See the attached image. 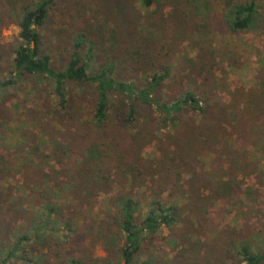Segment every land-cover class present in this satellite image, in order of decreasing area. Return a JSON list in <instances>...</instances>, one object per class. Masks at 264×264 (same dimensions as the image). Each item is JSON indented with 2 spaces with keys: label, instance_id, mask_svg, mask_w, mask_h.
I'll list each match as a JSON object with an SVG mask.
<instances>
[{
  "label": "rangeland",
  "instance_id": "374dc122",
  "mask_svg": "<svg viewBox=\"0 0 264 264\" xmlns=\"http://www.w3.org/2000/svg\"><path fill=\"white\" fill-rule=\"evenodd\" d=\"M8 1L0 0V81L5 83L0 87L1 264H31L19 258L20 254L5 260L35 211L48 202L56 207L52 209L54 218L69 220L73 231L53 223L57 234L51 235L55 238L48 235L51 248L33 245V241L23 242L28 254L21 255L34 260L45 255L46 264H60L59 260L68 255L85 264H108L115 254L111 239L117 228L112 220L117 215L116 198L127 190L135 192L141 200V218L157 199L179 207L180 220L171 228L162 226L149 245L148 253L158 260L156 264H231L235 261L233 251L228 248L231 240L254 241L255 247L264 245V124L257 137L249 130L254 128L252 120L243 134L233 125L223 126L221 140L214 144V150L201 152L203 156L191 151L195 177L180 163L176 168L178 180L171 174L161 179L149 175L139 186L131 188L118 168L125 154L119 143L124 138L127 143L133 142L135 148L138 143L137 153L142 149L145 158L159 160L163 153L160 142H169V134L174 132L169 127L160 131V125L146 113L135 129H125L120 118L123 108L117 102L106 126L97 129L90 120L91 86L68 85V102L63 108L51 81L17 73L12 48L19 27L3 11L6 5L9 8ZM74 2L77 5L70 6L60 0L42 31L43 50L51 55L52 66L57 69L67 65L72 37L85 28V18L95 6L115 14V7L125 5L145 15L138 0ZM259 5L264 13V0ZM174 10L170 0L162 1L160 14L178 22L181 15H173ZM131 15L128 17L134 16ZM191 30L184 25L177 27L173 31L176 35L168 41L171 55L166 60L171 66V80L166 83L163 95L172 98L179 89L191 87L209 103L256 109L259 104L254 94L264 82V27L237 34L223 26L211 35L203 26ZM184 33L189 37H184ZM190 58L199 61L197 70L190 67ZM202 64L206 65L203 70ZM194 116L188 110L183 111L178 115L177 125L184 127ZM89 147L101 151L99 160L95 155V163L106 177L95 188L93 198L85 194L88 190L76 194L71 191ZM127 159L129 163L132 158Z\"/></svg>",
  "mask_w": 264,
  "mask_h": 264
},
{
  "label": "trees",
  "instance_id": "16d2710c",
  "mask_svg": "<svg viewBox=\"0 0 264 264\" xmlns=\"http://www.w3.org/2000/svg\"><path fill=\"white\" fill-rule=\"evenodd\" d=\"M61 1L70 6L77 5L74 0ZM138 1L145 15L132 8L129 10L125 5L115 7V14L107 10L103 12L101 6H95L91 15L85 18V28L73 35L68 63L60 69L52 66L51 55L43 50L42 35L51 19L52 9L60 0H10L9 8L7 5L3 8L4 13L11 15L19 27L18 37L12 48L14 69L19 74L40 76L51 81L55 85V94L61 107L65 108L68 102V85L91 86L93 109L90 120L97 129L106 126L117 102L123 108L120 118L125 129H135L146 113L153 122L160 125V131L169 127L174 132L169 134V142H160L163 153L159 160L145 158L142 149L137 153L138 143L136 148L133 142L127 143L125 138V141L119 143L125 154L122 155L118 168L131 188L139 186L140 181L149 175L161 179L171 174L177 179L176 168L180 163L195 177L197 173L190 162L191 151L203 156L201 152L214 150V144L221 140L220 130L223 126L233 125V128H238L243 134L247 132L245 128L252 120L254 128L250 127L249 130H253L257 137L264 124V107H261V104L264 106V82L254 94V100L259 104L254 110L244 109L247 107L245 104L235 108L222 102L209 103L191 87L179 89L172 98L163 95L166 83L171 80V66L166 60L171 55L168 41L176 35L173 31L177 27L184 25L193 32L203 26L204 31L210 35L217 29L219 31L220 26L232 34L259 31L264 27L260 0H170L175 5L173 15H181L178 22L173 17L167 19L160 14L163 0ZM152 7L155 8L154 11L149 12ZM131 14L134 16L129 18L128 15ZM184 37L189 35L184 33ZM188 63L197 70L199 61L190 58ZM205 66L202 64V70ZM4 84L0 81V87ZM186 110L195 116L181 127L177 125L178 115ZM230 134L233 132L230 131ZM193 137L201 140L196 142ZM100 154L98 148L89 147L85 151L81 174L76 185L71 187L72 193H85L88 190L90 193L85 194H91L92 198L96 194L95 188L106 178L102 176L103 169L95 163V155L99 160ZM127 156L132 158L129 163ZM80 196L82 195L78 197ZM90 202L91 199L88 200ZM48 203L35 211L28 228L23 230L21 237L9 250L6 262L20 254L19 258L25 259L27 263L46 264L45 255L38 256L36 260L21 255L28 254L22 243L33 241V245L51 248L50 237L55 238L51 235L57 234L53 223L73 231L69 220H61L60 216L54 218L52 209L56 207L52 202ZM141 204V200L131 190L122 191L117 196V215L112 218L117 228L111 239L115 254L108 264H156L158 261L151 256V252L148 253L149 245L162 226L171 228L180 220L179 207L157 199L141 218ZM57 243L56 240L55 244ZM253 243L255 242L243 239L231 240L228 248L235 257L231 264H264V245L255 247ZM143 257L145 261H142ZM65 258L60 259L59 263L85 264L72 255Z\"/></svg>",
  "mask_w": 264,
  "mask_h": 264
}]
</instances>
